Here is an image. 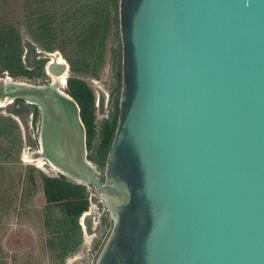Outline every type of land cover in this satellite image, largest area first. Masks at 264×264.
<instances>
[{
    "label": "water",
    "instance_id": "1",
    "mask_svg": "<svg viewBox=\"0 0 264 264\" xmlns=\"http://www.w3.org/2000/svg\"><path fill=\"white\" fill-rule=\"evenodd\" d=\"M120 28L105 176L58 80L0 75V99L41 109L34 155L106 198L115 225L96 264H264V0H120Z\"/></svg>",
    "mask_w": 264,
    "mask_h": 264
},
{
    "label": "rangeland",
    "instance_id": "2",
    "mask_svg": "<svg viewBox=\"0 0 264 264\" xmlns=\"http://www.w3.org/2000/svg\"><path fill=\"white\" fill-rule=\"evenodd\" d=\"M54 51L69 62L64 90L76 78L93 92L97 131L91 143L86 139L87 157L105 176L108 153H100V130L119 115L122 93L120 0H0V75L17 71L21 57L31 72L10 75L47 83L52 78L45 66ZM38 58H45L43 72L35 68ZM41 123L37 104L23 99L0 105V264H96L115 225L108 202L95 185L24 158L40 149ZM46 177L76 187L50 201ZM76 195L78 204L87 202L79 215L69 204Z\"/></svg>",
    "mask_w": 264,
    "mask_h": 264
},
{
    "label": "trees",
    "instance_id": "3",
    "mask_svg": "<svg viewBox=\"0 0 264 264\" xmlns=\"http://www.w3.org/2000/svg\"><path fill=\"white\" fill-rule=\"evenodd\" d=\"M37 64L35 68H39L40 72H43L45 58H38L35 60ZM18 66L17 71H30L24 67L21 57H18ZM16 70L10 68V74L15 75L17 73ZM13 77V76H12ZM15 78V77H14ZM19 79V78H16ZM69 90L68 92L78 101L81 107V116L86 125L87 130V141L88 144L91 143L93 136L96 134V125H95V114L93 110L94 104V96L92 90L87 86L86 82L81 79H69ZM16 101H23L22 98H17ZM37 111V108H36ZM35 111V112H36ZM118 121V112L116 111L109 119L105 120L102 124V128L100 130V134L103 137V140L100 145V153H102L103 158L108 153L111 144L113 142V138L116 131ZM45 194L48 200H61L63 198L62 190L67 186L76 187V184H72V182L66 181L64 178H54V177H46L45 178ZM77 197L74 196L73 200L69 204H73L77 206L76 214L79 215L83 210L87 207V202L83 204H78L75 200Z\"/></svg>",
    "mask_w": 264,
    "mask_h": 264
},
{
    "label": "bare ground",
    "instance_id": "4",
    "mask_svg": "<svg viewBox=\"0 0 264 264\" xmlns=\"http://www.w3.org/2000/svg\"><path fill=\"white\" fill-rule=\"evenodd\" d=\"M52 55V60L48 66V68H50L51 64L59 62L61 64H64V68L63 70H61L60 72H58L57 74H53L52 72H49V74L52 76V79H56L58 80L59 84H60V88H62L63 90L67 88V78H68V74H69V62L67 61V59L58 51H54L51 52ZM6 75V74H5ZM10 75V74H9ZM16 78L11 76V80H14ZM18 80H22V79H18ZM65 91V90H64ZM7 104V100L6 99H0V105H4ZM39 151L38 149L32 153H27L25 152L24 158L28 161H36L39 164H46L47 162L50 163L54 168L60 170L61 172H65L67 173L66 170L63 169V167L59 166L58 164L54 163L53 161H49V159H47L45 156H35V152ZM24 160V159H23Z\"/></svg>",
    "mask_w": 264,
    "mask_h": 264
}]
</instances>
